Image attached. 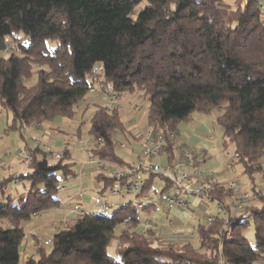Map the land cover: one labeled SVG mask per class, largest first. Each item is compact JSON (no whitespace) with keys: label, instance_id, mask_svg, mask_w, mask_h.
<instances>
[{"label":"trees","instance_id":"obj_1","mask_svg":"<svg viewBox=\"0 0 264 264\" xmlns=\"http://www.w3.org/2000/svg\"><path fill=\"white\" fill-rule=\"evenodd\" d=\"M93 73L102 94L147 101L153 137L173 135L160 152L167 163L179 124L195 112L212 116L223 146L233 148L232 164L251 183L241 188L249 197L235 208L237 194L218 182L206 200L221 207L196 225L197 243L137 230L151 204L85 213L66 221L49 245L36 240L35 256L23 264H264V192L254 180L264 181V0H0V109L11 114L10 130L23 139V127L73 118L95 86ZM89 105L87 133L92 144L100 140L91 155L105 170L131 167L115 150L127 134L119 107ZM27 154L26 171L0 178V264H20L24 225L35 212L58 208L59 191L77 177L67 147ZM147 175L137 196L155 176ZM95 178L127 184L105 172ZM162 179L165 192L171 182ZM20 183L25 190L11 193ZM113 237L117 258L106 251Z\"/></svg>","mask_w":264,"mask_h":264},{"label":"crops","instance_id":"obj_2","mask_svg":"<svg viewBox=\"0 0 264 264\" xmlns=\"http://www.w3.org/2000/svg\"><path fill=\"white\" fill-rule=\"evenodd\" d=\"M94 89H96V84ZM2 111L3 110L0 109V112ZM4 111L6 112L4 117L0 114V178L26 171L27 163L25 162L24 152L27 153L28 149L33 150L36 146L50 152H57L63 147H67L72 150V157L74 158L76 148L74 149L75 142L72 141V137L76 135L77 137H80L82 135V130L85 128L84 123L82 124L80 120L82 109L79 110L76 107L75 116L72 119L57 117L53 122L48 124L23 127V131H21L23 139L19 136V132L9 129L11 114L6 110ZM136 113L137 108L133 110V120L136 117ZM78 115H80L79 118ZM142 127L143 123L138 124V126H133L132 122L127 126L126 137L123 135H119V137L121 136L136 140L138 137L136 135V129H141ZM74 130L77 131V134L72 133ZM66 131H70V134L66 133ZM145 132L146 131L143 129L139 132L143 138ZM214 133L216 134L214 135ZM80 148L83 152L87 153V156L81 164L73 159L75 165L78 167V171L75 170L77 177L65 183L59 191L58 197L61 201L60 206L54 210L46 212L42 223L32 222V224H29L30 227L27 228V230L25 228L27 224L24 225L25 236L20 246V259L23 262L27 257L32 255L35 256L36 240L42 241V239L50 238L55 232L63 227V224L66 221L73 219V213L75 210L80 209L85 211L83 209L84 205H89L96 209L92 212L97 211L99 207L98 203L95 202L93 195L91 194V189L99 190L100 188L99 181L95 178L97 175L95 164L92 161L93 157L91 153L87 148L83 147L82 143ZM137 148L138 149H135L134 146L124 148L120 155L130 164V166L137 164L142 159L141 146L137 145ZM179 148L190 150L194 154L196 162H198V168L204 172L213 171L219 183H226L237 178V176H234L235 171L234 168H232L234 165L232 164L233 157L225 158L221 153V150H227L229 147L226 148L223 146L222 133L215 128L212 116H205L201 113L195 112L187 121L181 124V127H179L178 133L176 134L173 159L170 163H167L166 157L161 155L159 158L146 159V161L156 162L158 160L163 167L174 165L177 162H181ZM163 159L164 161L162 162L161 160ZM110 169L118 168L113 166L110 167ZM179 170L180 169L177 171ZM141 176L144 181L148 178V175L145 173H142ZM8 189L11 190V193L17 194L24 191L25 187L20 183L17 185H11ZM258 189L264 192V181L258 185ZM183 198L187 203L186 208L179 207V209L172 208L170 210H166V207L164 208L166 210L165 212H168L166 213L168 222H150L154 229H158L161 234L168 237L166 238L167 240L172 241V239H182L181 237L190 235L191 231L193 232V229L198 223L207 221L208 218L219 211L213 202L207 201L205 198L198 197V202L185 197ZM115 205H119V203L116 202ZM154 205L149 207L150 211L153 209ZM204 205H214L215 211L209 213ZM183 210H188V212H190L189 219H191V222H185V216L180 213ZM171 214H173L172 218H168ZM56 215L63 217L64 222L54 225L52 222L55 217H57ZM48 216H51L52 219L46 221ZM32 221L34 220L32 219ZM32 228H35L34 230L37 231H33ZM164 229L166 230L162 231Z\"/></svg>","mask_w":264,"mask_h":264},{"label":"rangeland","instance_id":"obj_3","mask_svg":"<svg viewBox=\"0 0 264 264\" xmlns=\"http://www.w3.org/2000/svg\"><path fill=\"white\" fill-rule=\"evenodd\" d=\"M98 78L96 79L95 84L97 83ZM95 87V86H94ZM93 91H90L87 94V100L86 101H82L79 102V104L76 106L77 109H82L83 113L82 116L80 117V115H78V118L80 117V120L82 122V124L84 123L85 128L82 130L81 132V136L77 137L74 136L72 137V141L75 142L74 144V149L76 151V153L74 154V160H76V162H79L81 164V162L84 161V158L87 156L86 152H83L82 149L80 148L81 143L83 144L84 142L90 141V137L89 134L87 133V129H88V122L89 119L93 113V108L92 106H88L87 104L89 103H103V98L105 97L106 94H102L99 91L98 86L96 85V89H92ZM95 91V92H94ZM119 105V110H120V116H121V120L124 122V124L126 125V129L127 126L130 125L133 122V126L143 123V127L141 129H136V135L138 136L136 140H131L130 138H125V137H117L116 140V152L118 154H122V150L124 148H130L131 146H134L135 149L137 148V145H140L142 142V138L143 136L139 133L140 130H144L146 131L148 129L147 125H146V113H147V101L142 98L140 96V94H130V93H125L122 96L119 97V101H118ZM105 105V104H104ZM87 107V108H86ZM137 108V113L135 114V119L133 120V110ZM5 111L3 110L2 112H0L1 116L4 117L5 115ZM68 119H72V118H68ZM184 122H181L179 124V127H181V124H183ZM44 124H48V123H44ZM42 125V124H41ZM66 133L70 134V131H66ZM73 134H77V131H73ZM216 133H214L215 135ZM131 144V145H130ZM64 148V147H63ZM221 153L223 155V157L227 158V157H233L234 153H233V148L231 146H229V148L227 150H221ZM162 162L164 161L161 160ZM156 163L160 164V161H156ZM161 165V164H160ZM232 168H234V176H237L236 181L240 182V186L242 189L244 190H249L251 183L250 181L247 179V176L242 174V169L238 164H234L232 166ZM74 169L76 171H78V167L75 165ZM109 177L112 178V175L107 174ZM254 180L255 183L257 185H259L261 183V178L258 174L254 175ZM100 184V188L99 190H93L92 191V195L93 198L95 200V202L98 203V209L97 211H95L98 214H103V215H110L112 214L117 208L118 206L124 205V204H128V203H135V202H141L142 205H154L153 209L150 212L147 211H140V223L137 226V230L143 231L146 229H149L150 227H153L151 225V223L154 222H168V219L166 217V210H170L168 209L164 202H163V198L169 194L172 193L174 190V185L170 184L168 185V189L163 192V189L167 186V182L162 179L159 176H153L151 178V182L149 183L147 189L141 194L142 196H147L148 199L144 200L143 197L141 195H136L135 191H130L128 193H126V184H120L119 180H109L107 183L104 180L99 181ZM104 188V190L102 191V189ZM112 191H118L119 193L117 195H113L111 192ZM181 197H185L187 199L193 200L195 202H198V197L197 196H192L189 194H185L180 192ZM116 202L119 203V205H115ZM154 202V203H153ZM164 205V207H163ZM205 208L208 210L209 213H213L215 211L214 209V205H204ZM166 207V208H165ZM166 210H165V209ZM83 209L85 210L86 213L92 212L93 210H96L94 208H92L89 205H84ZM173 209H179V207L174 206ZM176 211V210H174ZM180 211V210H179ZM178 211V212H179ZM180 213L183 214V216H185V222H191L190 218V212H188V210H183ZM47 215V214H46ZM57 217H55L54 221L52 222L54 225L60 224L63 221V217L56 215ZM173 214H171V216H169L168 218H172ZM51 220V216H48V218H46V221ZM32 222H36L39 223L38 221H32L31 222H27L26 225V230L27 228L30 227L29 224H32ZM151 222V223H150ZM32 226V225H31ZM37 226V224H36ZM123 227V225H119L118 227H116V234H118V232L121 230V228ZM33 231H37L34 230L35 228H32ZM166 229L162 230L165 231ZM195 232V228L193 229V232L191 231L190 235L188 236H183L181 237L182 239H172L173 242H185V241H193L194 243H197L196 237L194 235ZM251 232L249 231L248 234H250ZM162 237L164 240H167L164 234H162ZM49 238H46L44 240H47ZM42 239V242L44 241ZM41 241V240H40ZM171 241V240H170ZM118 246V241L115 237H113L108 246H107V253L113 257L117 258V253H116V249ZM20 264H23V261H20Z\"/></svg>","mask_w":264,"mask_h":264},{"label":"built area","instance_id":"obj_4","mask_svg":"<svg viewBox=\"0 0 264 264\" xmlns=\"http://www.w3.org/2000/svg\"><path fill=\"white\" fill-rule=\"evenodd\" d=\"M6 50H16V47L11 43H7ZM96 79L97 77L93 73L92 81L95 83ZM118 101L119 97L115 94H106L103 98V103L108 107H118ZM166 135H169L170 138H173V135L171 133H167V131L158 137H153L152 130L148 128L140 144L142 159L137 164L129 168H109L105 170L104 163L92 156V161L95 164V171L97 173L105 172L106 174H110L112 175V178L127 180L126 190L135 191L136 193L142 190L144 184V179L141 176L142 173L152 174L168 179L171 184L174 185V191L167 194L163 198V202L168 209H172L174 206L180 208L187 207V203L185 199L181 197L180 192L197 197L202 196L203 198L209 200L208 195L210 190L216 186H220V184L218 183L213 171L204 172L195 166V157L190 150L179 148L181 162H177L171 166L163 167L159 163L146 161V159H156L160 157V152ZM99 141L100 140L98 139L95 144H92L90 141L84 142L83 147L91 149L94 145L98 144ZM24 154L25 160L28 161V154L25 152ZM54 157L59 159L61 158V154L55 153ZM178 169L180 170L177 171ZM221 186L225 187L234 194H237V197L234 200L235 208H240L241 202L249 197L247 192L242 191L240 183L236 180L223 183ZM111 193L113 195H117L119 192L112 191ZM142 197L144 200L148 199L147 196ZM210 202H214L218 208L221 207V204L217 201ZM133 204L137 208H140L142 205L141 202H135ZM45 213L46 212H35L32 215V219L42 223ZM84 216L85 211L80 209L75 210L73 213V219L83 218ZM207 221H210V218H208ZM49 243V239L43 241L44 245H49Z\"/></svg>","mask_w":264,"mask_h":264}]
</instances>
